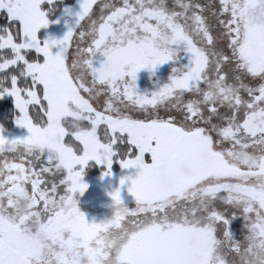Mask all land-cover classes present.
I'll return each mask as SVG.
<instances>
[{
    "label": "snow or ice",
    "instance_id": "6c2138e0",
    "mask_svg": "<svg viewBox=\"0 0 264 264\" xmlns=\"http://www.w3.org/2000/svg\"><path fill=\"white\" fill-rule=\"evenodd\" d=\"M55 3L0 0V100L29 133L0 125V264H264V0H81L41 40ZM178 45L188 64L138 93ZM89 161L138 169L120 180L136 206L117 188L112 218L86 221Z\"/></svg>",
    "mask_w": 264,
    "mask_h": 264
},
{
    "label": "flooded vegetation",
    "instance_id": "af4514ba",
    "mask_svg": "<svg viewBox=\"0 0 264 264\" xmlns=\"http://www.w3.org/2000/svg\"><path fill=\"white\" fill-rule=\"evenodd\" d=\"M112 2L121 3L122 0H112ZM98 11V6H97ZM177 49V59L175 61H169L162 65H158L154 70L147 68L141 69L137 72V92L151 95L153 92L158 91L159 87L169 82V76L172 74L173 68H180L188 64L189 54L183 50V45L173 46ZM105 57L97 53L93 58L94 67H100L105 61ZM186 70V69H185ZM112 172H114L111 169ZM105 172V169L100 166H96L93 163H88L83 168L80 176H84L87 179L98 181L100 176ZM117 173V172H114ZM92 187V186H91ZM97 192L103 188L101 185H96L89 189L88 187H82L79 191L74 192L73 203L75 208L84 213L85 219L88 222H103L112 218L115 209L113 207V200L111 195H95V189ZM122 204L128 208H134L136 206L135 197L133 195L125 196L120 195ZM128 198V199H127ZM242 221L237 219L233 221V226L238 230L241 227ZM237 238H241L239 231L236 232Z\"/></svg>",
    "mask_w": 264,
    "mask_h": 264
},
{
    "label": "rangeland",
    "instance_id": "374dc122",
    "mask_svg": "<svg viewBox=\"0 0 264 264\" xmlns=\"http://www.w3.org/2000/svg\"><path fill=\"white\" fill-rule=\"evenodd\" d=\"M80 2L81 0H56L55 6L52 9L50 13H48V18L50 20V24L47 28H41L38 30V38L41 40L48 39L49 37L54 39H62L64 35L68 32L69 27H72L73 29L76 28V20L74 15H68L64 12L65 8L72 9L73 13H76L80 10ZM98 6V5H97ZM97 6H94L97 8ZM2 11H0L1 13ZM53 54L59 51L58 48L54 47L52 49ZM72 49H70V52ZM10 97H6L5 100L9 99ZM12 100V98H10ZM13 101V100H12ZM14 103V102H13ZM15 107V106H14ZM4 135L9 138H24L29 135L27 129L18 127L14 123V127L11 131H5ZM93 163L96 166L103 167L106 171V167L103 164H97L95 161H89L88 163ZM138 169L135 168H129V169H123L121 168L119 164V170L117 173H114L111 171V175H101L100 179L98 181L87 179L84 176H80L79 179L81 182H83L84 187H88L91 189L92 187H95L96 185H101L103 188L100 189L99 192H97V189H95V195H110L113 191H115L117 188L120 189V195L129 196L132 195L128 192V187L130 186V180H126L123 185L120 184V180L122 177L130 176L132 178H135V176L138 173ZM92 186V187H91ZM128 199V198H127Z\"/></svg>",
    "mask_w": 264,
    "mask_h": 264
},
{
    "label": "trees",
    "instance_id": "16d2710c",
    "mask_svg": "<svg viewBox=\"0 0 264 264\" xmlns=\"http://www.w3.org/2000/svg\"><path fill=\"white\" fill-rule=\"evenodd\" d=\"M6 23H8V21L6 20V14L1 12L0 13V27H2ZM0 105L5 106V111L3 113H0V125H2L6 129V131H9L14 126V114L16 112V109L14 107V103L9 98L7 100H0ZM111 169L114 172H118L119 163L114 162Z\"/></svg>",
    "mask_w": 264,
    "mask_h": 264
},
{
    "label": "clouds",
    "instance_id": "9594fccd",
    "mask_svg": "<svg viewBox=\"0 0 264 264\" xmlns=\"http://www.w3.org/2000/svg\"><path fill=\"white\" fill-rule=\"evenodd\" d=\"M73 126L74 127H78L79 126V124L78 123H74L73 124ZM183 171H187L186 169H184ZM28 203H29V201L27 200V199H25V200H23V201H21V204H20V209L22 210V211H26L27 210V208H28Z\"/></svg>",
    "mask_w": 264,
    "mask_h": 264
},
{
    "label": "crops",
    "instance_id": "0c3cea01",
    "mask_svg": "<svg viewBox=\"0 0 264 264\" xmlns=\"http://www.w3.org/2000/svg\"><path fill=\"white\" fill-rule=\"evenodd\" d=\"M13 127H14V126H13ZM12 129H13V128H12ZM12 129H11V130H12ZM11 130H9V131H11ZM0 159H2V157H0Z\"/></svg>",
    "mask_w": 264,
    "mask_h": 264
}]
</instances>
